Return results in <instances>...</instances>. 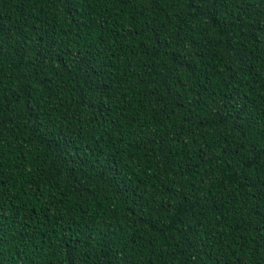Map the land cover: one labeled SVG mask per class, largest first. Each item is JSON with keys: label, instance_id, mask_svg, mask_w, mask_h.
I'll list each match as a JSON object with an SVG mask.
<instances>
[{"label": "trees", "instance_id": "1", "mask_svg": "<svg viewBox=\"0 0 264 264\" xmlns=\"http://www.w3.org/2000/svg\"><path fill=\"white\" fill-rule=\"evenodd\" d=\"M264 0H0V264H264Z\"/></svg>", "mask_w": 264, "mask_h": 264}, {"label": "snow or ice", "instance_id": "2", "mask_svg": "<svg viewBox=\"0 0 264 264\" xmlns=\"http://www.w3.org/2000/svg\"><path fill=\"white\" fill-rule=\"evenodd\" d=\"M262 35H264V32H262Z\"/></svg>", "mask_w": 264, "mask_h": 264}]
</instances>
